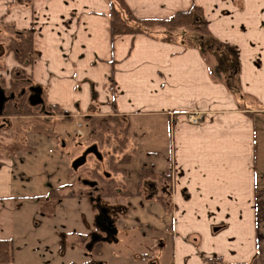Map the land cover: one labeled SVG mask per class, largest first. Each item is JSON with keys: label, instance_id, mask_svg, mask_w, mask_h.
<instances>
[{"label": "crops", "instance_id": "0c3cea01", "mask_svg": "<svg viewBox=\"0 0 264 264\" xmlns=\"http://www.w3.org/2000/svg\"><path fill=\"white\" fill-rule=\"evenodd\" d=\"M123 1L140 19L198 7L208 32L235 49L238 92L212 80L195 47L140 33L111 36L108 0H0V88L10 91L21 71L28 83L19 89L33 110L42 111L3 116L1 110L0 206L71 188L78 179L63 143L67 132L52 130L49 119L78 124L102 113L114 116L123 125L122 150L130 160L136 155L130 143L154 120L155 142H142L144 153L156 157L148 171L156 178L147 185L153 195L147 190L142 198V161L133 170V160L123 172L112 170L118 174L114 188L129 193L117 197L128 203L121 224L153 231L161 251L167 243L170 264H203L211 257L223 264H264V0ZM24 31H30L33 50L27 64L7 48ZM35 95L41 102L31 103ZM54 104L61 115L44 111ZM190 113L200 120L187 122ZM80 193L82 199L86 194ZM149 201L153 216L142 213V202ZM38 225L30 233L43 242L52 233ZM9 228L0 222V238L12 239L13 264H24Z\"/></svg>", "mask_w": 264, "mask_h": 264}, {"label": "rangeland", "instance_id": "374dc122", "mask_svg": "<svg viewBox=\"0 0 264 264\" xmlns=\"http://www.w3.org/2000/svg\"><path fill=\"white\" fill-rule=\"evenodd\" d=\"M21 89H19L20 92L12 91L14 96L10 94L11 91L9 90L4 91L3 89V91L6 98L12 95L11 100L15 103L19 94L25 93V90ZM34 111V115L42 112L38 107ZM49 113L51 114L52 110H49ZM109 117L113 116H106L102 113L91 117L89 120L93 119L95 121L93 124L91 123L93 130L83 120L77 124L75 119L62 120L57 117L49 119L48 123L52 130L60 134H62V130L67 132L65 135L66 140L63 139V143L67 144L71 161L78 157V155L80 156L92 144L96 146L97 151L100 153V158L97 159L93 154L86 153L84 163L76 169H72L75 176L78 177L74 182L75 184L71 188L61 190V193L69 189L84 192L86 195H82V199L78 198V196L67 199L62 198L54 204L53 210L51 209L52 213L48 215H45V209H42L43 211L40 210V199H15L0 206V222L8 230L11 227L12 232L9 234H13L14 239H16V247L22 249L17 254L22 256L24 261L25 259L28 261L24 264H170V250L167 243H165L166 246L161 251L162 243L159 240L155 241V233L153 231H148L143 226L141 229H128L121 224L119 221L123 216L121 210L123 208L128 209V203H125V200L100 196L103 183L93 177L92 171H97L100 175L108 173L116 181L115 178L118 177V174L114 173L113 175L109 162L111 161L115 164L118 162L119 158L124 155L122 149L126 148L127 143L126 139H124L123 125L119 119L116 122L111 120L105 122V129L102 126H96V123L104 121ZM154 127V120L147 121L144 126V130L147 132H144L142 136L135 135L137 137L130 143L131 148L136 150V155H134L133 161H129L130 163L132 161V163L130 164V168L128 167V170L136 169L139 161L140 163L142 161L143 172L149 171V167L152 170L151 166H153L152 163L155 162L156 157L144 153L142 142H150L151 144L155 142ZM56 139L60 143L62 137L57 135ZM69 140L73 145H71ZM125 148L124 150L126 151ZM138 149L140 150L138 151ZM138 169L141 168L138 167ZM139 172L137 177H139ZM151 173L153 174L152 171L148 172L147 177L142 179V184L144 183L143 199L147 195V190H150V193L153 195V188L147 187L151 183H153L151 184L153 186L156 179ZM83 180L92 181L93 185L90 186L87 183H83ZM94 197H99L98 204L108 209V213L112 217L116 229L115 235L100 240V254L94 253L95 246L92 249L86 248L91 234L99 232L96 226L95 202L92 201ZM153 211L152 201H149L147 204L142 202V213L147 212L150 214L149 216H153ZM88 212L92 213L93 216L91 218L88 216ZM38 221L41 223L40 225H38ZM35 223L38 225V228L52 233L47 235V237H43V242L38 239L34 232L30 233L35 228L37 229ZM139 232L141 233L140 237H130L131 233L136 234ZM5 236H7L6 233ZM51 240L56 241L54 247H51ZM37 247L38 249L42 248L38 250L36 249ZM141 254H144V256L141 257ZM19 264H23V262Z\"/></svg>", "mask_w": 264, "mask_h": 264}, {"label": "trees", "instance_id": "16d2710c", "mask_svg": "<svg viewBox=\"0 0 264 264\" xmlns=\"http://www.w3.org/2000/svg\"><path fill=\"white\" fill-rule=\"evenodd\" d=\"M109 4V28L110 35L118 34H145L148 36H158L162 42L172 43L178 42L186 47H195L203 56L207 64L208 73L212 80L223 82L229 90L238 92L237 88V75H238V61L235 49L226 43L220 42L215 39L207 30L206 23L201 15V11L196 6H190L186 10L177 11L172 16L166 19H140L135 17L125 4L123 0H108ZM30 31H24L20 34L10 38L7 44L8 50H11L17 60L22 64L29 63L33 54ZM210 57V58H209ZM28 82L25 76L18 71L14 74L11 80V92L18 90ZM49 112L52 110L54 114H62L61 109L57 105H50L44 109ZM35 111L27 103L24 94H19L15 101L9 100L5 103L2 110L3 116H20V115H34ZM60 119H68V117H61ZM108 120L118 121L117 118L109 117L104 121H99L96 126H102L105 129V122ZM95 122L93 119L87 121L89 128L93 130L91 123ZM109 122V121H108ZM122 141V140H121ZM123 142V141H122ZM130 160L129 155H122L118 162H109V166L114 171L123 172L124 165ZM119 164V165H117ZM115 165V166H114ZM148 171L145 173L141 168L139 172V179L147 177ZM94 178L99 179L103 183L102 192L100 196L108 198H117L119 196H128L129 193L121 192L114 188V181L111 175L104 173L100 175L97 171L91 173ZM63 187L51 188L47 193L39 197L40 210L45 209V214L52 213L54 204L64 198L70 196H80L77 190L69 189L61 193ZM52 209V210H51ZM43 211V210H42ZM158 241V240H157ZM99 242L95 244L94 253L100 254ZM13 251L14 246L10 239L0 238V264H13ZM144 256V254H142ZM203 264H223L218 257L205 258ZM238 264V263H233Z\"/></svg>", "mask_w": 264, "mask_h": 264}, {"label": "water", "instance_id": "95a60500", "mask_svg": "<svg viewBox=\"0 0 264 264\" xmlns=\"http://www.w3.org/2000/svg\"><path fill=\"white\" fill-rule=\"evenodd\" d=\"M34 90L36 92H39V88L34 89ZM4 101H5V96L3 94V90L0 88V113H1ZM37 102H41V99L37 95H35L34 99L31 100V103H37ZM86 153L93 154L97 159L100 158V153L97 151L96 146L94 144H92V145L88 146L85 149V151L80 156L76 157L75 159H73L71 161V165L70 166H71L72 169H76L78 166H80V165H82L84 163V161H85V157L84 156H85ZM82 182L83 183H87L90 186L93 185L92 181L83 180ZM96 201H98V199H96ZM99 213L103 214V220L106 223V226L104 227V231L106 233H108V234H111V235L116 234L115 226L112 223V221L107 218V216L105 214L106 213L105 209L104 208H99ZM97 240H98V235L92 234L86 247L90 248L91 245Z\"/></svg>", "mask_w": 264, "mask_h": 264}, {"label": "flooded vegetation", "instance_id": "af4514ba", "mask_svg": "<svg viewBox=\"0 0 264 264\" xmlns=\"http://www.w3.org/2000/svg\"><path fill=\"white\" fill-rule=\"evenodd\" d=\"M3 94H4V91H3ZM13 95V94H12ZM12 95H10L9 96V98H6V96H5V101H4V103H6V102H8L9 100H11V97H12ZM4 103H3V105H4ZM2 109H3V107H2ZM0 124H2L1 122H0ZM79 156V155H78ZM98 199V201H99V197H94V198H92V201L93 202H95V207H96V211H95V218H96V226L98 227V230H99V232L97 233H92V234H96V235H98V240L97 241H95L92 245H91V247L90 248H87V249H92L94 246H95V244L96 243H98V242H100V240H102V239H104V238H110V237H112L113 235H111V234H108V233H106L105 231H104V227L106 226V223L104 222V220H103V214H100L99 213V208H104L105 209V214H106V216H107V218L109 219V220H111L112 221V223L114 222L113 221V219H112V217L109 215V213H108V209L107 208H105V207H102L101 205H99L98 204V201H96V199ZM91 234V235H92ZM115 235V234H114ZM103 237V238H102ZM90 240V239H89ZM89 242V241H88ZM88 244V243H87ZM87 246V245H86ZM141 257H142V254H141Z\"/></svg>", "mask_w": 264, "mask_h": 264}, {"label": "built area", "instance_id": "2783aa9c", "mask_svg": "<svg viewBox=\"0 0 264 264\" xmlns=\"http://www.w3.org/2000/svg\"><path fill=\"white\" fill-rule=\"evenodd\" d=\"M186 120L189 123H197L200 120V116L198 114L190 113L186 115Z\"/></svg>", "mask_w": 264, "mask_h": 264}]
</instances>
